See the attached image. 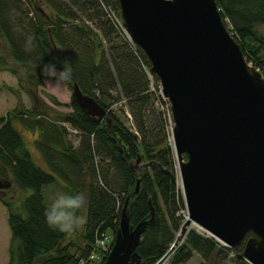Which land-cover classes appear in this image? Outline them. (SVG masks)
<instances>
[{
	"label": "trees",
	"instance_id": "1",
	"mask_svg": "<svg viewBox=\"0 0 264 264\" xmlns=\"http://www.w3.org/2000/svg\"><path fill=\"white\" fill-rule=\"evenodd\" d=\"M217 3L247 60L264 74V36L258 32V27H264V0ZM109 9L118 13V1L0 0V67L8 64L1 53L2 46L8 47V56L29 71L30 79L39 86L46 79V63L62 68L67 62L73 75L66 84L72 89L76 82L84 94L108 111V120L96 124L74 97L62 104L52 96L53 104L72 111L59 120L36 106L28 112L10 111L0 116L2 172L10 173L22 193L32 191L23 198L21 211L7 204L11 231L8 264H103L128 198L133 225L151 218L150 200L156 211L155 222L148 226L138 247L142 264H156L185 221L181 212L186 206L177 181L156 164L146 166L157 162L177 176L164 109L168 100L161 94L159 78L150 74L147 55L114 24ZM62 123L80 132L77 147L67 139ZM17 125L40 132L36 144L46 167L35 161ZM59 178L70 194H81L83 189L88 194L83 242L74 251L73 242H66L69 232L51 229L45 219L49 205L43 189ZM137 180L140 185L135 194ZM109 231L113 239L107 251L98 241ZM234 250H243V244L229 248L190 229L168 264L186 263L194 252L209 262L227 258ZM241 264L250 263L243 260Z\"/></svg>",
	"mask_w": 264,
	"mask_h": 264
},
{
	"label": "water",
	"instance_id": "2",
	"mask_svg": "<svg viewBox=\"0 0 264 264\" xmlns=\"http://www.w3.org/2000/svg\"><path fill=\"white\" fill-rule=\"evenodd\" d=\"M122 26L142 48L171 108L187 219L165 264L196 226L229 248L243 244L250 264H264V74L250 63L217 0H117ZM72 97L96 124L108 111L74 82ZM140 159H138V163ZM173 180L170 170L157 162ZM137 180L135 194L139 191ZM128 200L103 264H142L138 247L151 218L131 223Z\"/></svg>",
	"mask_w": 264,
	"mask_h": 264
},
{
	"label": "rangeland",
	"instance_id": "3",
	"mask_svg": "<svg viewBox=\"0 0 264 264\" xmlns=\"http://www.w3.org/2000/svg\"><path fill=\"white\" fill-rule=\"evenodd\" d=\"M227 27L231 31L232 26L229 21H227ZM258 32L264 36V27H258ZM232 34V32H231ZM4 45V44H3ZM8 47L2 46L1 53L6 56L8 64L6 66L0 67V116L7 114L12 111H31L34 106L38 108L41 112H46L50 116L60 119L62 115L72 111L71 108L66 106H56L53 104L51 98L56 97L62 104L70 103L72 98V89L66 84V82H57L54 79H49L46 77L43 85L36 86L34 82L30 79L31 73L25 71L21 66L16 64L10 56H8ZM247 58V57H246ZM15 70V73L13 72ZM44 74V70H43ZM45 75V74H44ZM170 108V103L164 106L166 110V117L168 119V131L172 139V120L169 117V112L167 109ZM66 132L67 139L73 147L79 145L81 136L80 132L75 130L70 124L62 123ZM25 138L28 149L33 153L35 161L40 163V155L36 153L35 149L38 150L36 140V131H29L23 128L21 125H17ZM3 169L0 166V264H8L9 262V245L11 240V231L8 224V205L13 207L16 211H21V203L25 196L29 195L32 191L21 192L13 184L12 176L8 172H2ZM176 172H177V185L179 190H181L178 182L181 181L179 175L178 162L176 161ZM4 173V174H3ZM64 182L62 178L52 185L46 186L43 189V194L45 201L48 205L57 197L60 193L70 194L69 190L64 187ZM182 191V190H181ZM71 195V194H70ZM81 195L84 198L83 205L78 209V220L79 224L74 230L69 232L67 238L68 242H73L74 247L81 245L83 242V231L84 223L87 217V203L88 194L86 189H83ZM181 214L185 217L187 211H182ZM186 220V218L184 219ZM191 229L199 230L196 226ZM201 233L203 231L199 230ZM109 242L111 243L113 239L112 232L108 233ZM109 249V248H108ZM109 251V250H108ZM98 261L101 258L96 259ZM245 260L243 256V250H234L228 254L227 258L220 256V258L205 262L200 254L194 252L193 257L183 264H241ZM168 264V261L165 263Z\"/></svg>",
	"mask_w": 264,
	"mask_h": 264
},
{
	"label": "clouds",
	"instance_id": "4",
	"mask_svg": "<svg viewBox=\"0 0 264 264\" xmlns=\"http://www.w3.org/2000/svg\"><path fill=\"white\" fill-rule=\"evenodd\" d=\"M43 70L47 78L57 82H68L73 75V69L67 62L63 64L62 68H58L56 63L48 62L43 66ZM83 203L84 198L81 194H58L45 210L48 226L60 232H71L78 227L79 220L76 216V210Z\"/></svg>",
	"mask_w": 264,
	"mask_h": 264
},
{
	"label": "built area",
	"instance_id": "5",
	"mask_svg": "<svg viewBox=\"0 0 264 264\" xmlns=\"http://www.w3.org/2000/svg\"><path fill=\"white\" fill-rule=\"evenodd\" d=\"M108 12H109L110 19L113 20L114 24H116L119 28H122V30L125 33V30H124V28L122 26V23L120 21V18L118 16V14L113 9H109ZM108 242H109V237H108L107 234H105L102 237V239H100L98 241V244H100L104 250H107V248H108ZM93 257H94V255L91 256V258H93Z\"/></svg>",
	"mask_w": 264,
	"mask_h": 264
},
{
	"label": "crops",
	"instance_id": "6",
	"mask_svg": "<svg viewBox=\"0 0 264 264\" xmlns=\"http://www.w3.org/2000/svg\"><path fill=\"white\" fill-rule=\"evenodd\" d=\"M35 134H36L37 138L40 137V132H39V131H36ZM35 151H36L37 154L40 155V156H39L40 159H41L40 164H41L43 167H46V163H45L44 159L42 158L41 154L39 153V151H38L37 149H35Z\"/></svg>",
	"mask_w": 264,
	"mask_h": 264
},
{
	"label": "bare ground",
	"instance_id": "7",
	"mask_svg": "<svg viewBox=\"0 0 264 264\" xmlns=\"http://www.w3.org/2000/svg\"><path fill=\"white\" fill-rule=\"evenodd\" d=\"M176 161H177V157H176ZM177 162H178V161H177ZM178 184H179V186H180V188H181V190H182V183H181V181H179ZM185 218L187 219V214L185 215Z\"/></svg>",
	"mask_w": 264,
	"mask_h": 264
}]
</instances>
